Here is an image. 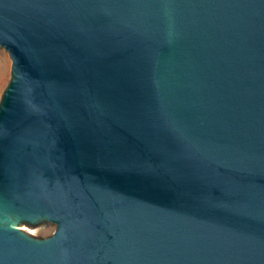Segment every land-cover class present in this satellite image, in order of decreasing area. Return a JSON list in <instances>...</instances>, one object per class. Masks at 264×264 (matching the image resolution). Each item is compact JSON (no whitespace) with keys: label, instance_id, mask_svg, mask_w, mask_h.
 <instances>
[{"label":"water","instance_id":"1","mask_svg":"<svg viewBox=\"0 0 264 264\" xmlns=\"http://www.w3.org/2000/svg\"><path fill=\"white\" fill-rule=\"evenodd\" d=\"M0 47V264H264V0H0Z\"/></svg>","mask_w":264,"mask_h":264},{"label":"rangeland","instance_id":"2","mask_svg":"<svg viewBox=\"0 0 264 264\" xmlns=\"http://www.w3.org/2000/svg\"><path fill=\"white\" fill-rule=\"evenodd\" d=\"M11 70L12 58L10 53L4 47H0V100L3 91L10 80ZM23 228L37 237H47L52 235L55 231V225L51 223H42L35 227L23 225Z\"/></svg>","mask_w":264,"mask_h":264}]
</instances>
